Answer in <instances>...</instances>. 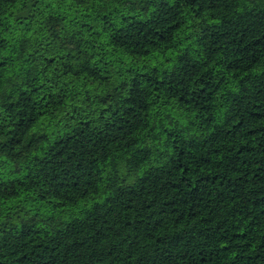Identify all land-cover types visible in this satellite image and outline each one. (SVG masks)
Segmentation results:
<instances>
[{"label": "trees", "instance_id": "1", "mask_svg": "<svg viewBox=\"0 0 264 264\" xmlns=\"http://www.w3.org/2000/svg\"><path fill=\"white\" fill-rule=\"evenodd\" d=\"M0 264H264V0H0Z\"/></svg>", "mask_w": 264, "mask_h": 264}]
</instances>
